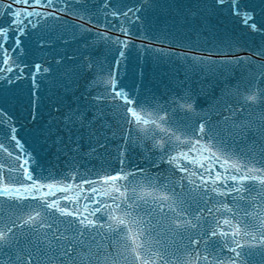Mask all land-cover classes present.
<instances>
[{
    "label": "water",
    "instance_id": "obj_1",
    "mask_svg": "<svg viewBox=\"0 0 264 264\" xmlns=\"http://www.w3.org/2000/svg\"><path fill=\"white\" fill-rule=\"evenodd\" d=\"M130 7L140 9L136 13L139 19L133 23L126 17L111 14L122 13ZM239 7L251 12V22L264 29V0H239ZM25 8L24 3L0 0V28L9 27L13 19L10 12ZM36 10L44 15L24 19L23 33L9 31L3 44L16 63L13 72L0 73V141L8 149H0L3 166L0 167V189L8 186L14 190L24 185L29 192L24 193L20 187L25 197L20 200L0 196V228L12 220L23 224V218L29 214L53 224V228L45 227L34 234L26 226H14L18 242L0 247V264H20L17 255L27 256L29 251L38 258L35 264H60L55 257L49 259L52 251L48 240L53 233H62L68 238L78 236L84 242L78 245L81 255L88 252L87 245L94 251L104 246L107 252L119 257L117 264H139L124 259L130 256L121 247L124 241L120 233L126 229L124 225L117 226L110 216L141 222L131 227L143 229L140 242L149 254L157 255L154 264H192L197 252L209 259L195 260V264H217L218 259L227 264L228 258L234 255L229 250V246L235 247L233 240L242 246L238 251L258 253L264 229L253 230L251 226L260 223L254 219L257 212L264 215V185L246 180L244 191L228 192L224 189L225 181L229 187L236 182L224 174L235 171L231 167L233 163L242 166L243 161H251L254 167H260L254 162L264 161V151L253 142L254 131L243 137L227 135L229 126L235 127L234 120L239 121L242 116L255 118L264 109V100L258 105H245L243 99L253 87L264 94V75H260L264 71V55L257 54L264 48V34L251 31L233 15L228 4L216 5L215 0H55L51 8L37 7ZM49 12L55 15H47ZM122 24L128 28L127 36L119 31ZM98 33L128 40V48L123 49L125 59L117 74V88L136 104L143 105L147 112L164 116L161 123L170 135L174 132L179 136V141L173 137L168 143L161 141L162 147L154 146L163 133L156 129L153 136L152 132L144 133L129 126L134 143L125 145L118 114L127 105L119 99L112 101L120 105L119 109L106 108L105 121L111 125V131L104 140V148L92 150L97 140L93 139L90 144L87 128L65 126V117L70 113L79 112L91 120L98 103L93 97L105 92L103 79L112 67L118 46L110 41L106 43ZM192 57L207 59L194 66ZM239 57H250L251 62L228 63ZM35 65H40L39 73ZM21 68L22 76L18 70ZM45 68L47 72L43 71ZM107 89L111 91V86ZM107 103L100 101L99 106ZM226 105L236 109V114L231 115ZM245 106L248 111L244 110ZM205 120L214 129L225 132L223 141L197 136L196 130ZM13 126L15 136L28 153L20 160L8 155V152L21 151L15 141L6 139ZM77 143L79 150L73 151ZM205 144L218 148L203 151L201 145ZM212 152L220 158L219 162L212 159ZM225 154L233 157L228 163H224ZM174 155L179 156V164L187 172L179 171L175 163L168 162ZM24 159L29 161L28 171L38 192L19 167ZM121 168L126 179H107L105 183L110 175L120 174ZM149 179L155 185L154 190L147 188ZM116 185L121 186L120 191H116ZM141 186L168 199L162 202L142 197ZM222 190L224 195L220 194ZM32 192H36L35 198ZM112 197L120 198L119 209L112 203ZM44 201L53 206L48 207ZM96 208L100 211L93 214ZM68 212L73 214L67 215ZM84 217L103 225L91 229L95 240L73 231L79 228L85 234L89 232L79 223ZM226 218L239 225V233L223 224ZM109 225L117 230L111 231ZM245 225L249 226V235L244 234ZM217 227L229 235L211 236ZM44 233H48V238L40 247L47 250L46 255L35 247L38 235L43 237ZM29 237L32 244L25 243ZM193 241L199 242L193 244ZM248 244L253 247L249 249ZM242 259L244 264H264L260 255ZM74 264L82 262L75 260Z\"/></svg>",
    "mask_w": 264,
    "mask_h": 264
},
{
    "label": "snow or ice",
    "instance_id": "obj_2",
    "mask_svg": "<svg viewBox=\"0 0 264 264\" xmlns=\"http://www.w3.org/2000/svg\"><path fill=\"white\" fill-rule=\"evenodd\" d=\"M55 0H13V4L17 3H24L27 5V8L23 10H14L9 13L13 17L12 21L10 22L9 27L7 28H0V73L8 72L11 73L14 71V65L15 61L12 60L10 51L8 49L3 48V44L7 40V34L9 31H20L21 34L23 33V28L21 25H23L24 19L32 16L40 17L44 14L37 11V7L41 8H51L54 4ZM62 2V0H61ZM216 5H224L228 4L231 7L232 13L234 16H238L240 18L241 24L245 25L247 28H249L253 32H258L264 34V29L258 28L257 25L253 21V14L251 12L242 11L239 7V0H215ZM12 5H9V8H11ZM28 9H32L29 11ZM140 9H133L128 8L127 11H124L122 13H111L114 17L119 18V16H123L128 18L129 23H133L135 20H138L139 17L136 15L137 12H139ZM129 13H131V16H129ZM49 16H54L55 12H49L47 13ZM31 23V21H29ZM83 27V25H81ZM85 31H91V29H85ZM119 31L123 32L125 36L129 34L128 28L125 25H121ZM100 38L104 39L106 43L110 41L112 45H117L116 54L113 58L112 67L108 70L107 76L103 79V83L105 84V92L99 93L97 96L93 97L98 103L96 106V113L93 114V118L91 120H87L82 114L79 112L76 113H70L66 115V127L69 126H78L80 128H87L88 129V135H89V142L91 144V141L93 139L97 140L96 145L92 146V150L96 151L97 147L104 148L105 143L104 140L108 138L109 132L111 131V125L108 124L105 121V116L107 115L106 108L110 107L113 110H117L120 108V105L113 104L112 101L114 100H122L127 107H124L122 111L118 114L119 118L122 119L121 128L124 129V135L122 137L125 145H130L134 143L130 139L129 136V126L132 129H137L144 133L152 132L153 136L155 135V130L158 129L159 132L163 133L164 135L160 137L159 141H156L154 146L162 147L161 141L163 143L170 142L173 137L179 141L180 137L175 136V133L169 134V129L165 128L162 121L165 120L164 116L159 115H153L150 112H147L144 109L143 105L136 104V102L128 95H126L122 90L117 88V74L119 72V69L121 65L123 64V61L125 59V51L123 49H127L129 46L128 40H120L119 37L116 38H109L106 33H98L97 34ZM16 46H19V40L16 39L15 41ZM229 47H231V42L229 43ZM16 49H12L11 51H15ZM111 50V49H110ZM258 55H264V48H262L258 53ZM207 58L202 57H192V60L194 62V66L196 64H203L206 61ZM239 60H244L246 63L251 62V58H244L239 57L237 58V61H229L228 63L238 62ZM10 61V62H6ZM91 67V64L89 65ZM264 68V66H262ZM21 72V76L23 74V69H18ZM41 70L40 65H35V71L39 73ZM44 72H47L48 69H43ZM260 75H264V71L260 73ZM11 79V78H9ZM96 83V82H93ZM111 86V91H108L107 86ZM114 93V95H113ZM245 101V105L251 103L252 105H258L264 100V94H262L258 87H253L249 89V92L247 95L243 97ZM100 101H106L108 102L105 106H99ZM135 105V106H133ZM189 108H191V105H187ZM226 108L228 109L229 113L231 115L236 114V109H234L230 105H226ZM245 111H248V108L245 106ZM34 118V117H33ZM227 119V118H226ZM97 122L99 123V127H96ZM207 125V127H206ZM233 125L235 127L229 126L227 129V135L232 137H243L245 136L249 131H254L253 136V142L254 144L259 145V148L264 151V109H261L259 114L253 118L252 116L249 117H243L239 121H233ZM16 128L13 126L10 131L6 135V139H10L15 141L16 147L21 148V151L19 153L14 152H8L9 156L15 155V158L17 160H20L22 157H25L28 155L26 150L22 148V145L20 144L19 139L15 136ZM196 134L198 137H207L208 141H214L218 138L223 141L225 137V132L219 129H214L212 125L205 120L204 123H201L196 130ZM112 135L115 136L116 133L112 132ZM167 137V139H165ZM183 143V141H181ZM196 143H199V139H197ZM195 147V144L193 145ZM123 148V146H122ZM213 148H218L217 145L214 144H205L201 145V150L207 151L211 150ZM0 149L4 151H8L7 146L4 142L0 141ZM73 151H78L79 146L78 143L73 145L72 147ZM191 151V149H189ZM121 156H123V150L120 153ZM212 159L216 162H219L220 158L216 156L215 152H212ZM233 159L231 156H227L225 154L224 163H228L229 160ZM121 164L124 163V160L121 159ZM169 163H175L178 167L179 171L181 172H187L188 169L185 167H181L179 164V156H170L168 158ZM29 161L27 159L23 160V163L19 165V167L23 168L24 172L27 174L26 179L33 181L31 187L36 188V183L33 180L32 175L28 171V165ZM255 164L261 165L260 167H254L253 162L251 161H243L242 166L239 164H232V168L235 169V171L231 173H225L224 175H230V178L232 181H235L236 183L229 187L227 182L225 181L224 189L228 192L235 191L237 193L244 191L245 185L243 184V181L250 180V181H257L259 184L264 185V161H255ZM0 167H3L0 165ZM201 167H204V165H201ZM207 171V169H205ZM257 173H260L259 175ZM131 174V173H129ZM2 175V173H0ZM195 175V173H193ZM203 175V174H201ZM221 174H217V178L219 179ZM126 174L124 172V169H120V174L118 175H110L105 179V183H107V179L111 180H120V179H126ZM20 187H23L24 193L29 192V188L27 186L21 185ZM20 187L15 188L14 190L8 186L3 187L0 189V196L7 197L8 199H14V200H20L25 198L23 194L20 193ZM116 191H120V185H116ZM142 197H152L153 199H159L162 202L166 201L168 197L166 195H154L153 191H148L147 189H144L143 186H141ZM148 189H155V185L152 183V181L149 179ZM95 191V189H92ZM213 191H217V189L213 188ZM36 191L38 192L39 189L36 188ZM221 195L225 194V191H220ZM32 197H36V192L31 193ZM119 197H112V203L115 204V208L119 209L120 204L117 203L119 200ZM255 199V198H253ZM45 204H47L48 207H52V203H49L48 201H44ZM131 206V205H130ZM115 210V209H114ZM175 211V209H172ZM228 211H231V209H227ZM63 212L64 210L61 209ZM100 211L99 208L94 209V212ZM73 213L68 212L67 215H72ZM39 214L37 213V216ZM125 216H131V213H125ZM110 219L114 221V223L119 225H124V228L126 231L121 232L120 236L124 243L121 245L122 248H125L129 251L130 256H125V260H135L138 261L139 264H149V261H152L154 264V261L157 258L156 254H149L146 250H144V245L140 242L141 237L144 235L143 229L137 227L135 230L131 225L133 224H139L140 221H136L135 218L126 220L125 217H115L110 216ZM254 219H259L260 223L259 225L253 224L251 227L253 230L258 229H264V215H261L259 212H257L256 217ZM81 225H83L85 228L89 229V232L85 234L82 232L79 228L74 229L73 231L78 233L79 236H90L93 240H95V236L92 235L91 229L92 228H98L103 227V225H98L97 221H93L92 219H89L88 217H84L79 221ZM223 224L228 225L230 228H233L236 233H239L240 228L239 225L232 224V221L230 219H224ZM14 226L16 228H23L28 227V229L33 232L34 234L38 233L39 229L42 228H48L52 229L53 224L47 223L43 220H37L36 216H33L29 214L27 217L23 218V224H17L15 220H12L11 223L5 224L3 228H0V247H6L10 246L14 242H18L16 239V233L14 231ZM109 229L111 231H116V228H113L112 225H109ZM58 231V229H57ZM100 233L97 232V235ZM219 234L221 237H227L229 235L228 231L220 229L217 227L213 231H211V236H216ZM244 234L249 235V226H244ZM48 238V233H44L43 237H40L38 235V243L35 245L36 250L40 252L41 254L46 255L47 250L45 248L40 247V243L43 242L44 239ZM131 241V244H128L127 241ZM252 240H256V236H252ZM53 241H55V245H53ZM199 241H193V244L198 243ZM25 243L32 244V240L29 237ZM84 242L79 240L78 236H73L71 238L64 237L61 233L60 235H56L55 233L52 234V238L48 240V248L52 251V256L49 257L51 260L52 257H55L60 260V264H74L75 260H80L82 264H106L109 260L112 261V264H117L119 257L113 256L111 253L107 252L106 247L104 246H98L97 249L94 251L91 247V245H87L88 252L84 253L83 255L80 254L78 245L83 244ZM235 247L229 246V250L234 253L233 256L228 258L227 264H244V260L242 259L244 256H254V255H260L262 258H264V234L261 236V240L259 242L260 251L258 253H253L252 251H249L247 253L243 251H238L242 246L239 241L233 240L232 242ZM247 247L251 249L253 247L252 244H248ZM25 249H21V253H23ZM17 260L20 261V264H35V262L38 260L36 256L33 255L32 252H28L27 256L24 255H17ZM203 260L208 261V256L201 257L200 253L197 252L195 259L192 261V264H195V260ZM217 264H225V261L223 260H217Z\"/></svg>",
    "mask_w": 264,
    "mask_h": 264
}]
</instances>
